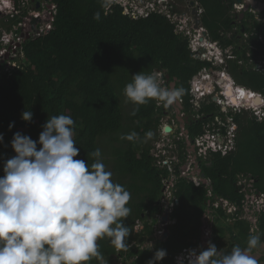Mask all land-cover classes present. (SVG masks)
I'll list each match as a JSON object with an SVG mask.
<instances>
[{
  "label": "trees",
  "instance_id": "obj_1",
  "mask_svg": "<svg viewBox=\"0 0 264 264\" xmlns=\"http://www.w3.org/2000/svg\"><path fill=\"white\" fill-rule=\"evenodd\" d=\"M55 1L58 13L54 28L47 34L34 35L25 45L28 65L11 74L0 73V133L4 135V142L0 143V176L4 175V162L16 154L11 147L14 133L19 131L38 140L42 125L53 115L66 114L74 119L73 138L80 149L74 159H83L89 165L95 159L91 153L97 148L101 150L100 137L111 134L119 144L110 152L114 158L112 167H107L102 150L101 159L113 173L112 179L131 194L128 206L132 211L124 224L134 230L127 243H141L153 234L154 227L145 223L139 232L138 221L159 211L169 171L159 167L151 154L150 140L156 139L160 125L157 102L134 105L126 115L123 89L134 74L167 69L171 78L177 80L175 89L182 90L188 100L190 81L212 63L193 56L189 40L179 32L178 23L165 14L152 12L148 17L134 18L118 1L111 13L102 14L97 22L93 14L100 9L98 0ZM199 1L205 9L203 24L210 30L211 38L225 47L236 43V37H224L221 32L232 29L230 10L237 0ZM256 46L257 49L261 44ZM238 47V56L229 60L231 71L239 84L264 95V71L240 65L239 61L247 58V50ZM26 110L33 113L31 122L22 119ZM200 112H211L214 116L191 127L193 137L203 134L204 124L215 121L216 115L223 118L216 102L205 105ZM231 118L239 128L235 150L226 155L211 152L202 161L209 184L196 186L186 178L177 180L175 195L180 205L171 214L176 222L168 226L165 238L154 250L132 249L126 258L136 256L134 264H148L159 249L167 253L160 261L174 264L175 256L184 248L206 250L209 242L221 254H227L235 246L245 248L250 234H258L259 245H264V212L258 218L256 233L251 231L250 221L239 217L240 210L228 214L212 204L216 198H223L241 207L245 199L239 185L242 176L253 178L256 190L264 194V120L245 110L232 114ZM12 122L14 127L10 130ZM223 132L226 133L225 129ZM133 133V138L128 139ZM98 243L101 255L89 264H108L117 251L107 238ZM250 254L258 264H264V252L254 248Z\"/></svg>",
  "mask_w": 264,
  "mask_h": 264
},
{
  "label": "clouds",
  "instance_id": "obj_2",
  "mask_svg": "<svg viewBox=\"0 0 264 264\" xmlns=\"http://www.w3.org/2000/svg\"><path fill=\"white\" fill-rule=\"evenodd\" d=\"M117 2L98 0L100 9L93 19L99 22L102 14L109 15ZM139 4L145 5L146 0ZM199 49L211 55L204 44ZM181 91L164 87L160 72L142 71L132 75L123 95L137 106L152 100L170 104ZM22 119L31 122L32 111H24ZM74 125L70 115L59 114L42 125L38 140L14 133L11 147L16 154L4 162L0 176V264H89L101 255L98 241L105 238L116 251L129 250L127 238L134 229L124 220L132 211L128 206L131 194L112 179L99 148L91 153L95 158L91 165L74 159L80 151L73 138ZM259 243L260 236L250 234L245 248L235 246L221 254L209 242L192 264H258L250 253ZM166 254L157 250L148 264H156Z\"/></svg>",
  "mask_w": 264,
  "mask_h": 264
},
{
  "label": "built area",
  "instance_id": "obj_3",
  "mask_svg": "<svg viewBox=\"0 0 264 264\" xmlns=\"http://www.w3.org/2000/svg\"><path fill=\"white\" fill-rule=\"evenodd\" d=\"M118 1L123 4L126 11L134 18L148 17L152 12H158L167 15L172 22H179L178 14L171 11V7L167 5V0H146L145 5L139 4L142 0ZM244 8V4H234V9L237 12H240ZM202 10L203 9L199 7L197 12L198 16L202 13ZM57 13L58 3L55 0H0V73L4 72L11 74L14 70L24 69L28 65L25 53L26 43L34 35H43L51 31L54 28V19ZM177 26L179 30L183 29L182 25L177 24ZM200 30H205V28L201 26ZM261 38L263 43L256 49V51L260 52V56L256 58L251 57L249 59V65L254 70L264 71V36ZM208 41H210V39H208ZM201 44L202 43L197 37L191 40L192 52L195 54V57L200 60H209L212 66L211 68H203L190 81V91L195 100V104L201 102V100L205 101V99H211L213 97L214 99L217 98L216 103L224 107L223 109L227 107L249 109L258 120H264V95L262 93L258 91L253 92L257 95L255 97H261L262 105L257 106L254 103L251 105H244L243 103L233 104L226 94V85L221 84V79L224 78L225 75L230 77L233 75L230 74L227 69H224V67L219 70L216 69V67H218V65L223 66L227 63L225 57L229 59L236 58L232 47L221 46L218 41L211 40V42L206 43L211 53V55H208L199 49ZM239 64L243 63L240 61ZM226 81L227 78L225 82ZM231 83L233 86L238 87L239 83L234 79V76L232 77ZM209 103L211 104V102ZM200 114L201 116L207 115L205 113ZM210 118L211 116L207 115L205 120H209ZM220 118L223 121L224 117L222 118L219 115L215 116V121H208L206 124H211V126L204 125L205 132L203 134L197 135L191 139L187 136V141L182 146V150H185L187 146L190 145V150L193 152L188 158L174 155L172 158L167 159L164 157V154L166 153L165 150L168 151L169 147L167 145L163 147H156L154 145L151 149V154L155 156L156 163L159 167L168 169L169 175L164 179L163 195L159 203V211L152 215L150 214L145 220H139L138 227H141V229L137 230L140 232L144 224L148 223L153 225L154 232L141 243L133 242L129 244L130 248L128 251H117V257L115 256L111 261H108V264H134L136 256H131L129 259L126 258L127 254L134 248L140 250H154L159 241L165 238L168 226L176 222L171 214L175 208L180 205V199L175 195L177 180L179 178H186L187 180L193 181L196 186H201L204 182V178L195 171L197 167H201L202 161L206 160L211 155V152H222L226 155L235 150L237 129L235 122L231 130H228L227 127L222 125L210 130L213 125L220 124ZM167 126L171 125L168 124ZM165 127L166 126H164L163 131L166 135H164L163 138H169L171 134L170 132H166ZM224 129L226 133L223 132ZM211 131L213 132L211 133ZM227 135L228 137L226 139L225 136ZM159 141H164V139ZM156 145H159V143ZM179 149H181V147ZM254 182V179H251L250 184L246 186L243 182L239 183L242 186V192H245V199L241 207L223 198H216L212 203L216 208L222 207L225 209L228 214H235L240 210L241 213L239 217L251 222L252 232L259 230L258 218L260 214L264 212V194L255 189ZM209 196L211 197V191ZM248 203H250L253 209L254 215L251 217L246 216V206ZM142 221L143 223H140ZM202 251L203 250L199 247L184 248L175 256L174 264H192L195 257ZM159 264L165 263L160 261Z\"/></svg>",
  "mask_w": 264,
  "mask_h": 264
},
{
  "label": "flooded vegetation",
  "instance_id": "obj_4",
  "mask_svg": "<svg viewBox=\"0 0 264 264\" xmlns=\"http://www.w3.org/2000/svg\"><path fill=\"white\" fill-rule=\"evenodd\" d=\"M237 3L245 5V8L240 12H237L234 9V4ZM167 5L171 7L172 12L178 14L179 22L177 23L178 25H182L183 27V29L179 30V32L182 33L185 36V38L189 40V48L191 49V51H193L191 47V40H194L195 37H197L198 40L205 45L206 50H208V45L206 43L211 42V40L217 41L211 38L210 30H208L207 27L203 24V16L205 14V9L203 8L199 0H167ZM199 7H201L203 10L202 13L198 16L197 12ZM230 17H232L233 19L232 29H230L229 31H222L221 35L228 38H233V37L237 38L236 43L234 42L228 45V47L229 46L232 47V50L234 51V54L236 56H238L236 53V46H239L238 48L240 50H242V47L246 48L247 58L246 60H241V63L243 64L240 65H244L247 69H251V66L249 65V59L251 57L256 58L260 56V52L257 51V53L255 54L254 49H256L257 43L261 45L263 43L261 37L264 36V0H255V4H252L246 0H237L233 3V7L230 10ZM201 26L204 27L205 30L201 31L200 30ZM208 39H210V41H208ZM218 42L220 43L221 46H224L221 41ZM241 44H243V46ZM193 56L195 57V54H193ZM208 68H211V66H208ZM230 68L231 65L230 62L228 61L224 69H227L228 72L234 76V73L231 71ZM216 69L219 70L221 69V67H216ZM155 71L161 73L162 81L164 82L167 88H174L172 84L173 83L176 84L177 80L175 77L173 79L171 78V75L168 73L167 69H156ZM230 85H231L230 91H237L236 89L237 86H233L232 84ZM189 92H190V96L188 100L182 94H180V97L176 98L170 104L157 103L158 111L156 116L160 118L159 126H160L161 137L160 138L159 136L158 138L156 137L155 141L158 142L159 140H163L162 137L166 135L164 134L163 131L164 126H167L168 124L172 126V131L170 132L171 135L170 138H168V142L165 143L164 141V144L169 147L168 151L165 150L166 153L164 154V157H166L167 159L172 158L174 155H177L178 157H182V158L183 157L188 158L189 156H191V153L193 151L190 150V145H188L185 150H182V146L187 141V136L190 139L193 138V136L191 135V127H193L194 125H200V123H203V121L207 118V115L211 116L212 114V113H208L205 116H201L200 114L201 113L200 111L205 107V105L210 104L208 102V100H211L210 98H207L205 99V101L195 104V100L191 95V91L189 90ZM227 92H228V88H227ZM165 117L167 118L165 119ZM163 121L166 122L161 125ZM168 121H172V122L170 123ZM226 122H227L226 119L223 118V123L226 124ZM204 125L211 126V124H204ZM218 126H220V124H215V126L210 128V130ZM226 126L227 125H224V127ZM237 133L238 132H236V136ZM180 147L181 149H179ZM199 168L201 167H197L195 171L198 174H199L198 171Z\"/></svg>",
  "mask_w": 264,
  "mask_h": 264
},
{
  "label": "rangeland",
  "instance_id": "obj_5",
  "mask_svg": "<svg viewBox=\"0 0 264 264\" xmlns=\"http://www.w3.org/2000/svg\"><path fill=\"white\" fill-rule=\"evenodd\" d=\"M242 41H244V40H242ZM239 44H240V42H239ZM241 45H243V44H241ZM229 49V48H228ZM226 64L227 63H225L223 66H220V65H218V67H221V69L223 68V67H225L226 66ZM232 76V75H231ZM233 77V76H232ZM234 79L236 80V78L234 77ZM214 81V80H213ZM237 81V80H236ZM162 85L164 86L165 84L163 83V81H162ZM165 87V86H164ZM167 88V87H166ZM230 95L228 94V92H226V94H227V96H233V91H230ZM196 98V97H195ZM216 100H217V98L216 99H214L213 97L211 98V100H208V102H216ZM122 101H123V109H125V114L126 115H128L129 114V112H130V110H131V108H133V106H134V104H132L131 102H128L127 100H126V98L123 96V98H122ZM207 101V100H206ZM201 102H202V100H201ZM219 106H220V108H221V111L223 112V117L226 119V124H224L223 123V121L221 120V118H220V120L221 121H219L220 122V125H222V126H224V125H227L226 127L228 128V130H231L232 128H233V123H234V121H233V119L231 118V116H232V114H236V113H239V112H243V110H245V111H247V112H249V114L250 115H252L253 113H252V111L251 110H249V109H244V108H239V109H236V108H226V109H223L224 107H222L219 103H217ZM219 116H221V115H219ZM167 117H165V119H166ZM166 122V121H165ZM164 121L161 123V125L163 124V123H165ZM168 122H172V121H168ZM213 126H215V125H213ZM176 127H178V126H176ZM213 131H211V133H212ZM236 132H238V128L236 129ZM230 135V134H229ZM158 136H159V138L161 137V134H160V126H159V129H158V135H157V138H158ZM113 137L114 136H112L111 134H107V135H104V136H102V137H100V143H99V146H100V148H101V150H102V153H103V158H104V160H106V164H107V167L108 168H111L112 166V162L114 161V158H112V155H111V153L110 152H112L113 151V149L115 148V145H119L117 142H114L113 141ZM226 137V139H227V137H228V135L227 136H225ZM163 138V137H162ZM170 138V137H169ZM230 138V137H229ZM164 139V141H165V143H167L168 142V138H163ZM164 141H159V142H156L155 140H150V142L153 144V147H154V145L156 146V147H158V146H160V147H163V146H165V144H164ZM157 143H159V145H156ZM157 151H159V150H157ZM253 179V178H252ZM250 178H248V177H244V176H242V177H240V182H243L244 183V185L246 186L247 184L249 185L250 184ZM239 182V183H240ZM240 185V184H239ZM254 214H253V209L251 208V205H250V203H248L247 204V206H246V216L247 217H251V216H253ZM140 223H143V221L142 222H140ZM256 249L259 251V252H264V245L262 244V245H258L257 247H256Z\"/></svg>",
  "mask_w": 264,
  "mask_h": 264
},
{
  "label": "bare ground",
  "instance_id": "obj_6",
  "mask_svg": "<svg viewBox=\"0 0 264 264\" xmlns=\"http://www.w3.org/2000/svg\"><path fill=\"white\" fill-rule=\"evenodd\" d=\"M0 69H1V65H0ZM226 78H227V81L225 82ZM231 80H232V78H230V77H228L226 75H225V77L223 79H221V84L222 85H226V87L228 88V94L229 95L231 94L230 93V90H231V88H230L231 85L230 84H232ZM236 89H237V91H233V96H228L230 101L233 104L243 103L244 105H251L252 103H254L257 106L262 105L261 97H259V98L255 97L257 95L255 93H253L254 91L248 90L247 88H244L242 86L236 87ZM250 97H252L253 99L250 98ZM239 182H240V180H239ZM203 183L204 184H209V180H208L207 183L205 181ZM210 191H211V188H210ZM229 202L232 203V204H235V203H233L231 201H229ZM209 204H211V200L209 201Z\"/></svg>",
  "mask_w": 264,
  "mask_h": 264
},
{
  "label": "water",
  "instance_id": "obj_7",
  "mask_svg": "<svg viewBox=\"0 0 264 264\" xmlns=\"http://www.w3.org/2000/svg\"><path fill=\"white\" fill-rule=\"evenodd\" d=\"M246 1H248V2H250L252 4H255V0H246ZM172 85H173V87L175 89L176 84L173 83ZM165 130H166V132H171L172 131V127L171 126H166ZM198 171H199V174L204 178V181L207 183L208 179L206 177V173L203 171V168H199Z\"/></svg>",
  "mask_w": 264,
  "mask_h": 264
}]
</instances>
